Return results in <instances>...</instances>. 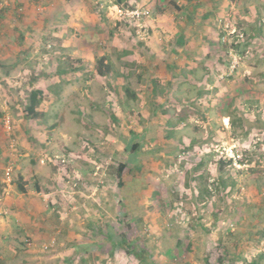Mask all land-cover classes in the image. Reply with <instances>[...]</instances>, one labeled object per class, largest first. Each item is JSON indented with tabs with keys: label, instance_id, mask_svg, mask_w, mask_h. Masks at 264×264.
I'll return each mask as SVG.
<instances>
[{
	"label": "rangeland",
	"instance_id": "1",
	"mask_svg": "<svg viewBox=\"0 0 264 264\" xmlns=\"http://www.w3.org/2000/svg\"><path fill=\"white\" fill-rule=\"evenodd\" d=\"M116 1H0V59L16 61L0 66V264H139L127 238L173 264H264V0ZM63 62L87 67L57 78ZM231 148L247 163L234 187H188L180 165Z\"/></svg>",
	"mask_w": 264,
	"mask_h": 264
},
{
	"label": "trees",
	"instance_id": "2",
	"mask_svg": "<svg viewBox=\"0 0 264 264\" xmlns=\"http://www.w3.org/2000/svg\"><path fill=\"white\" fill-rule=\"evenodd\" d=\"M122 1H124V0H117L116 3L118 2V4H119ZM23 5H24V3H20V2L16 1V5L14 7L15 16H18L21 14V12L18 10L20 9V7H23ZM95 8H97V7L95 6ZM138 8H143V7H138ZM197 10H198V7L195 6L192 18H194V16H197ZM8 11H10L9 7H5L4 9L0 10V25H3V24L5 25V23H3V21H4V19H6L8 17V14H9ZM189 17L190 16H188V18ZM188 20H190V18ZM45 21H51L52 22V20L50 18H46ZM31 29H33V27H31ZM244 34H246V33H244ZM24 38H25L24 37V31H21V33L18 35V39L20 42H23ZM245 40H247V39H245ZM182 41H183V38L180 35L179 36V42L182 43ZM239 48H240V43L237 42L236 44H234L233 49L235 50V52L238 55L240 54L237 52V50H239ZM8 59H13V58L5 57L3 59H0V66L4 69L3 73H5V75L11 74L10 68H13L16 64V61H13V63L11 62V64L9 65V63L6 61ZM106 59H107V57L103 56L98 60L97 72L100 74L101 77H108L112 71V68H113L112 63H108L106 61ZM63 63H61V66H60V73L57 71L58 74L67 75V74L75 73V72L79 71L80 69L83 70L84 68L87 67L86 64L81 66L80 68H78V67H75L73 64H67L66 62L64 64ZM229 69H230V67L228 66V70ZM207 76H209V74ZM34 78L38 79V77H36V75H35V76H32L28 82L31 84H34L35 83ZM206 80H207L206 83L207 84L209 83V85H211L212 81L208 77H206ZM0 81L4 82V79H0ZM204 90L207 91V87H205ZM42 93H43L42 89L36 88V89L32 90V92L28 96V99H27L28 101L24 104L25 105L24 110L26 111L28 117L31 116L34 119L39 118V117H44V114L46 112H40L38 109V106L41 102L40 97H41ZM201 114L203 117H205V111H203V113L201 111ZM28 119H30V118H28ZM170 123H172V125L174 124V122H172V121H170ZM142 146L143 145L140 144V142H133V144H130V145L128 144L127 147H129L131 149L132 153L134 154L136 149L139 150ZM193 148H194V146L192 145L191 147L187 148L186 150L191 151V150H193ZM203 148H205V147H203ZM207 152H209V151H207ZM135 156L136 155L134 154L133 158H135ZM242 161H243V159H242ZM180 163H181V161H180ZM213 163H214V168H215L216 173H215V177L211 181L210 177L212 176L211 171L213 170V168H212ZM231 164H232V159H227V157L224 154L223 155H220V154L215 155V153L210 152V153H204L203 156H201V158L198 160V162L193 165V167L191 165L186 166L185 164L180 165V166H182V168L184 169V171H185L184 174L185 175L187 174L189 177V182H187L188 187H192L191 186L192 181H194L195 179H199L200 180L199 186L204 187V188H202L203 190L201 193L204 194L205 198H209V197H211V192H212L211 189H209V187H234L235 186V183L237 182L236 181V174L239 173L238 172L239 169L231 166ZM126 166L127 165L125 163H121V165L118 168L119 184H122L121 176H122L123 170ZM226 166H230V170L232 173V175H229L228 177H225V173L227 172V169H228L227 168L225 170ZM209 180L211 183H209ZM18 185H19V187H17L18 190L25 191V187H24L23 183L19 182ZM180 205H181V203H180ZM125 235L126 234H124L123 237ZM123 241L125 244L130 246V248L126 249L127 254L130 253L132 257L136 256L138 258L137 260H139V261L142 260L141 261L142 263L151 264V260L153 259L152 250H142L141 252H139L138 247L135 246L132 239L127 238ZM126 258L128 259L127 255H126ZM218 258L220 260L223 259L221 253H218ZM138 263L140 264V262H138Z\"/></svg>",
	"mask_w": 264,
	"mask_h": 264
},
{
	"label": "built area",
	"instance_id": "3",
	"mask_svg": "<svg viewBox=\"0 0 264 264\" xmlns=\"http://www.w3.org/2000/svg\"><path fill=\"white\" fill-rule=\"evenodd\" d=\"M149 14V10L147 8H138L136 7L135 9H130L128 11V13L126 14V16H130V18L132 17L133 19H136L137 21H141L143 17L148 16ZM240 57H238V54L236 53L233 57V63H232V67H236L238 61H239ZM233 67V68H234ZM220 155H225L227 157V159H232V164L238 168H241L243 166H246L247 163L245 161H242L243 159V153L242 151H237L234 148H231L229 151L224 149L221 150ZM14 167L13 165H10L6 168L5 171V179L4 182L8 187H12V173H13ZM53 242L51 243H45L43 246L45 249H48L50 246H53Z\"/></svg>",
	"mask_w": 264,
	"mask_h": 264
},
{
	"label": "crops",
	"instance_id": "4",
	"mask_svg": "<svg viewBox=\"0 0 264 264\" xmlns=\"http://www.w3.org/2000/svg\"><path fill=\"white\" fill-rule=\"evenodd\" d=\"M66 14V13H65ZM64 14V15H65ZM59 16L58 17H61L60 16V14H58ZM43 28V27H42ZM13 57V56H12ZM12 57H10V58H12ZM59 72H60V70H59ZM55 73H57V72H55ZM58 74V73H57ZM74 73H71V74H67V75H73ZM67 75H62V74H58V77L57 78H59V76H61V78H65ZM67 78H71V76L69 77V76H67ZM75 79H76V77H75ZM54 83V82H53ZM52 83V84H53ZM35 187H37V188H39V187H41V185L39 186V185H37L36 183H35ZM1 188V187H0ZM32 208H34L33 206L32 207H29V209H32ZM30 212V211H29ZM44 212V211H43ZM31 215V214H30ZM30 215L28 216V219L26 220V218H25V220H26V222H28V223H31V221H32V217L30 218ZM24 220V221H25ZM173 250V249H172ZM142 250H140L139 252H141ZM158 252H156L155 254L153 253L152 254V256H153V259L151 260V264H173V263H170V260H171V258H170V254L166 251L165 253H164V251H162V250H157ZM164 253V254H163ZM161 254H163V255H161ZM108 257H110V255L108 256ZM155 257H159V258H155ZM165 259H164V258ZM97 259H98V257H95L93 260H91L90 262H87V263H85V264H98V262H97ZM142 260H138V262H141ZM142 263V262H141ZM182 264V263H181Z\"/></svg>",
	"mask_w": 264,
	"mask_h": 264
}]
</instances>
